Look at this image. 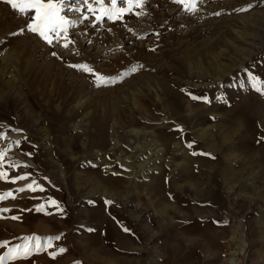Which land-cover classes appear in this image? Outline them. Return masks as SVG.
<instances>
[{"label":"rangeland","instance_id":"374dc122","mask_svg":"<svg viewBox=\"0 0 264 264\" xmlns=\"http://www.w3.org/2000/svg\"><path fill=\"white\" fill-rule=\"evenodd\" d=\"M198 8L146 0L65 49L0 0V264H264V0Z\"/></svg>","mask_w":264,"mask_h":264},{"label":"snow or ice","instance_id":"6c2138e0","mask_svg":"<svg viewBox=\"0 0 264 264\" xmlns=\"http://www.w3.org/2000/svg\"><path fill=\"white\" fill-rule=\"evenodd\" d=\"M8 4L11 5V8L18 11L21 16H24L26 13H30V11L34 12V15H28V23L26 24L27 31L38 35L40 39H42L46 44L52 45L54 40L59 41L60 39H65L67 42L63 43L62 47L67 49L70 44L75 43L74 40L69 38V30L78 26V24H82L85 21H91L93 17H95V22L92 23V27L95 29L98 23L102 22L105 18L108 20H121L123 19L125 14H131L134 8H143L146 4V0H108L106 4V0H80V4L82 6L72 7L70 4V0H6ZM175 3L180 4L184 7L185 11L195 13L199 11L198 4L202 2V0H174ZM127 5V7L120 6L117 4ZM93 5H99V8L94 7ZM86 6V8L84 7ZM247 10V9H241ZM91 13L92 15H82L79 21L71 19L68 17V12L74 13ZM99 13V14H97ZM147 14V13H143ZM220 13H215V15H219ZM135 15H141L140 12H136ZM21 32L25 31L24 28L20 30ZM63 34V37H62ZM53 56H57V52L53 51L51 53ZM70 67L76 68L78 70H83L86 72H90L97 77V86L104 83H112L113 78L104 77L99 73L94 72L92 68H90L86 64H75L69 65ZM254 87H257L259 81L257 78L253 77ZM257 91H264V89L257 87ZM2 138H6V135ZM19 144V141L16 142ZM30 155V154H29ZM6 156L2 150H0V165L3 164V160ZM9 167H18L17 165H9ZM27 176L18 177L17 180L27 179ZM0 179H8L7 171H0ZM17 180H12L13 183L17 182ZM30 189L32 185L28 186ZM24 188L19 189V191H24ZM15 198L14 194L9 192L7 194H0V200L5 198ZM59 208V205L56 204L55 201L51 202ZM111 203V202H109ZM42 210V209H41ZM2 212L10 211L5 208L0 210ZM12 219H18V217H12ZM91 231V229H89ZM127 231V229H125ZM58 240L60 237H48V246H52V240ZM35 241V249L39 251L42 247V238L32 237L30 238V242L26 243L23 246V251L20 248L10 249V254L12 259H16L19 256L27 257L29 252L31 251L33 245L31 241ZM3 245H0L2 247ZM66 249L60 248L59 253L65 252ZM57 253H52L53 258L55 259ZM3 258L0 257V261Z\"/></svg>","mask_w":264,"mask_h":264},{"label":"bare ground","instance_id":"6f19581e","mask_svg":"<svg viewBox=\"0 0 264 264\" xmlns=\"http://www.w3.org/2000/svg\"><path fill=\"white\" fill-rule=\"evenodd\" d=\"M237 128H238V131H239V130H240V126L238 125ZM234 129H235V128H234ZM114 131H115V130H114ZM103 136H104V135L102 134V137H103ZM154 140H155V139H154ZM101 141L103 142L104 140L102 139ZM145 147H146V146H145ZM139 150H140V148H139ZM140 151H141V150H140ZM149 151H150V150H149ZM139 153H140V152H139ZM149 153H150V152H149ZM136 154H137V152L134 153V155H136ZM143 154H144V153H143ZM137 155H138V154H137ZM137 159H138V158H137ZM134 161H135V160H134ZM134 161H133V162H134ZM133 166H134V165H132V170L134 171ZM135 171H136V170H135ZM139 171H140V170H139ZM142 172H143V171H142ZM142 172H141V173H142ZM138 173H139V172H138ZM141 175H142V174H141ZM139 176H140V175H139ZM142 177H143V175H142ZM93 182H95V180H94ZM122 184H123V182H121V184H119V183H114L115 186H113L114 188H113L112 191L115 192V193H119V192H121V189H120L121 187H118V186H121ZM106 186H108V185L106 184ZM110 187H111V186H110ZM122 189H123V186H122ZM108 192H109V191H108ZM110 192H111V191H110ZM235 258H236V257H235ZM235 258H233V259L231 260V262H234V261H235V260H234Z\"/></svg>","mask_w":264,"mask_h":264}]
</instances>
